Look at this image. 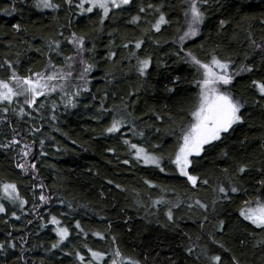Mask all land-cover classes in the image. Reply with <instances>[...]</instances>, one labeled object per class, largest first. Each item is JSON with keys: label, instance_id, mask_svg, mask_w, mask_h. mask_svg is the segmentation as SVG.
Returning <instances> with one entry per match:
<instances>
[{"label": "trees", "instance_id": "obj_1", "mask_svg": "<svg viewBox=\"0 0 264 264\" xmlns=\"http://www.w3.org/2000/svg\"><path fill=\"white\" fill-rule=\"evenodd\" d=\"M52 2L59 7L0 0V78L62 69L73 57L84 61L79 73L91 66L88 89L73 83L31 107L22 97L0 102V185L16 184L25 201L21 207L0 191V264H209L212 255L224 264L233 256L264 264V230L240 216L245 201L264 200V97L253 84L264 82V0H201L204 22L183 42L190 0H131L112 8L103 24L101 11L82 12L80 0ZM160 15L167 22L156 31ZM73 34L85 40L80 55L68 43ZM189 52L229 62L233 78L224 91L242 104V122L191 158L196 187L169 162L199 93ZM113 119L124 125L109 133ZM125 140L162 158L165 171L135 159ZM25 162L26 170L17 167ZM53 216L59 225L50 223ZM57 228L69 230L63 243ZM89 249L103 258L93 260ZM117 249L121 256L113 257Z\"/></svg>", "mask_w": 264, "mask_h": 264}, {"label": "snow or ice", "instance_id": "obj_2", "mask_svg": "<svg viewBox=\"0 0 264 264\" xmlns=\"http://www.w3.org/2000/svg\"><path fill=\"white\" fill-rule=\"evenodd\" d=\"M66 2L71 5L72 0H66ZM131 0H80L77 5L81 11H87L89 13L93 12L94 9H99L102 13L101 24H103L104 19L108 17V14L112 8H121L123 5H128ZM201 0H190L188 6L184 11V15L187 22V31L180 37V41L183 42L186 37L195 36L198 33V26L204 22L205 15L200 7ZM207 3V0H203ZM89 6L85 9L84 5ZM35 7L38 9H56L59 5H56L52 0H35ZM143 11V9H141ZM164 15H160L154 28L156 31H160V26L166 23ZM224 22H221V27H223ZM13 27L19 31L20 25L15 24ZM68 43L73 44L77 47L78 53H83L85 49V40L83 37H77L73 34V37L68 41ZM141 43L138 41L136 43V48L139 49ZM56 47L59 48L60 45L57 42ZM127 47V45H125ZM114 55V53L110 54ZM190 58L191 63L196 66L199 73V78L196 80V87L199 88L198 98L195 107L190 112L189 123L182 127L178 137V143L174 152L169 156V162L175 166L181 177H186L188 182L192 184L193 187L197 186L198 178L190 174L189 169L193 165L192 157H201L206 151L207 145H213L215 141L222 139V134L228 133L232 129L233 125L242 122V117L239 115L242 104L233 99L227 92L222 91L218 85H228L232 82V75L229 72V62H224L218 59L215 54L211 56L208 62L201 61L198 57L193 55L191 52L187 53ZM68 61H71L73 57H67ZM83 64L84 61L81 60ZM149 60L145 59L139 61L138 72L143 76L149 66ZM2 67V66H0ZM9 68L12 67L11 64L8 65ZM69 68L72 67L71 64L68 65ZM91 66H86L81 73V78H84V74L90 71ZM252 71L251 68L245 67L241 71ZM69 71L66 75H71ZM36 79L32 76L21 77L15 71H12L10 76L7 78H0V102L12 103L13 99L16 97L23 96L25 104L31 107L35 102L36 98L39 96H44L47 91H54L55 86L51 85L49 82L59 78L64 79L65 74L52 73L46 74L37 72L34 74ZM254 86L259 91L260 95L264 97V82L253 81ZM6 110V109H5ZM23 112V109H21ZM124 125L123 119H113L111 126L107 129L109 133H115L120 131L121 127ZM11 144H17L19 141L13 139ZM43 143V142H41ZM125 144H128L130 149L135 151V159L138 161L142 160L146 165L150 164L159 168L161 172L165 171L162 166V158L149 153L145 148L139 147L135 143H129L125 140ZM25 148H28L25 145ZM30 149L22 153L23 156L27 157ZM123 163L127 164L128 161L124 160ZM17 167L22 170H26L25 164H18ZM35 169V165H31ZM240 173L245 172L244 168H239ZM145 183H149L145 181ZM207 184L208 181H203ZM262 186H264V181H261ZM154 187L155 185H151ZM219 192L227 195L226 189L221 186L219 187ZM0 191H3L5 196L12 202L19 201L21 207L24 205L25 201L20 199L17 185L14 183H3L0 185ZM231 191L236 193L239 191L237 187H232ZM40 199L43 201L45 197L41 195ZM155 204H160L162 201L157 200ZM201 208H206V205L201 203L199 200L196 201ZM256 207H252L251 202L245 201L244 207L240 210V216L244 220L250 222L257 229L264 230V200H257ZM191 207V205H189ZM5 211V207L0 204V213ZM168 219L172 220L173 216L171 211L167 213ZM53 225H59L60 221L53 216L50 220ZM77 224V228H79ZM56 235L59 237L58 243H63L69 236V230L67 228H57ZM94 235L100 236L99 233H94ZM100 236V239H103ZM58 245L54 244L53 247ZM223 248V245L220 246ZM91 257L93 260H100L103 258V254L89 249ZM191 251V249H189ZM225 251H227L225 249ZM77 258L80 261H84L85 257L80 255L79 252L76 253ZM207 255V253H205ZM113 257H120L121 253L117 249L112 253ZM209 264H224V258L221 255H212L208 257ZM111 264H137L133 259H128L126 262L122 260H117L113 258ZM229 264H239V260L236 257H232Z\"/></svg>", "mask_w": 264, "mask_h": 264}, {"label": "rangeland", "instance_id": "obj_3", "mask_svg": "<svg viewBox=\"0 0 264 264\" xmlns=\"http://www.w3.org/2000/svg\"><path fill=\"white\" fill-rule=\"evenodd\" d=\"M184 31L182 32V34L180 35V37L184 34L185 31H187V22L185 24V27L183 29ZM189 37H186L184 40L188 39ZM72 47L76 50V53L78 55H80V53H78L77 51V47L74 46L73 44H71ZM71 64L72 67L69 68L68 65ZM81 65V59L79 58L78 60L77 59H74V60H71L69 63L66 64V66L62 69H54V68H51V67H48L44 72L42 73H46V74H52V73H61V74H65V78L64 79H55L51 82H49L51 85H54L55 86V90L54 91H47L45 95H48V94H52L54 92H61L63 93L64 90L68 89L71 85H73V83L75 84H79L80 85V90H87L88 87H87V84L89 82V80L87 79V76L84 75V78H81V73L78 72V68L79 66ZM194 66V65H193ZM194 68L196 69V75H197V79L199 78V73L197 71V68L196 66H194ZM71 72L72 74L71 75H66L68 72ZM230 72V71H229ZM33 79H36L35 76H32ZM227 85H218V87L224 91V87H226ZM72 89V88H70ZM199 89V88H198ZM22 97L23 99H25L23 96H20ZM189 119H191V117H189ZM190 121V120H189ZM189 123V122H188ZM187 125V124H186ZM184 125V126H186ZM183 126V127H184ZM182 128V127H181ZM181 130V129H180ZM180 134V132H179ZM178 134V135H179ZM26 149V148H24ZM29 157V154L27 157L24 156V159L26 160L27 158ZM27 163V162H26ZM178 172V171H177ZM179 174V173H178ZM256 202V201H255ZM255 202H252L251 205L252 207H256V203ZM244 207H247V205H245ZM243 207V208H244Z\"/></svg>", "mask_w": 264, "mask_h": 264}]
</instances>
